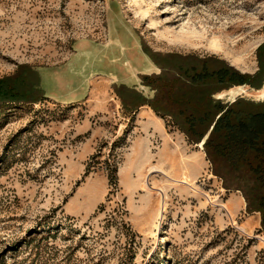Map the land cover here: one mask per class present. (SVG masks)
Here are the masks:
<instances>
[{"label": "rangeland", "instance_id": "obj_1", "mask_svg": "<svg viewBox=\"0 0 264 264\" xmlns=\"http://www.w3.org/2000/svg\"><path fill=\"white\" fill-rule=\"evenodd\" d=\"M122 24L148 61L128 34L90 48ZM206 57L257 73L264 0H0V264H264L260 213L163 98L178 93L183 61ZM66 67L85 98H45L40 71ZM140 71L136 85L120 83ZM213 98L264 103V80ZM181 154L200 164L188 177L198 193L170 180Z\"/></svg>", "mask_w": 264, "mask_h": 264}, {"label": "trees", "instance_id": "obj_2", "mask_svg": "<svg viewBox=\"0 0 264 264\" xmlns=\"http://www.w3.org/2000/svg\"><path fill=\"white\" fill-rule=\"evenodd\" d=\"M178 71L171 86L178 93L163 97L177 110V126L191 142L203 143L213 172L226 187L243 192L247 210L260 213L264 229V103L243 98L224 103L213 98L234 86L259 88L264 63L250 75L219 59L193 58L183 61ZM2 88L4 85H0V94H8Z\"/></svg>", "mask_w": 264, "mask_h": 264}, {"label": "crops", "instance_id": "obj_3", "mask_svg": "<svg viewBox=\"0 0 264 264\" xmlns=\"http://www.w3.org/2000/svg\"><path fill=\"white\" fill-rule=\"evenodd\" d=\"M120 28L121 30L118 31L117 33H116V30L113 32L112 37H110V40L106 45H99L96 48L91 46L90 48L102 51V49L104 50L108 46L113 45V43L117 44L118 46L119 40L122 34H128L127 38L128 39L131 38L132 42H135V44L137 43L139 46V49L141 50L140 38L137 36V34H135L133 28L130 26H124L123 24L120 25ZM134 35L137 37V40H135ZM103 61L111 62V60L107 61L105 60V58H102V60L98 58L96 62H103ZM115 67L117 66H114L113 69ZM99 72L101 73V75L109 76L116 82H118L119 77H120L118 73L116 72H113L111 74H105V73H102L101 71ZM75 74L76 73L68 69V67L61 68V69L41 70L39 73L40 75L39 87L41 91L43 92L44 97L47 99L55 100V101H61L63 103H71V102L83 100L86 96V89L84 86L83 76L80 75L79 83L74 86L72 85L71 80L73 76H76ZM140 74H143V72L140 71V72H135V74L133 75H130V76L128 75L125 78H123L120 83L125 84V85L126 84L136 85V82L138 80V75ZM67 79H69V82L65 83V80L67 81Z\"/></svg>", "mask_w": 264, "mask_h": 264}, {"label": "bare ground", "instance_id": "obj_4", "mask_svg": "<svg viewBox=\"0 0 264 264\" xmlns=\"http://www.w3.org/2000/svg\"><path fill=\"white\" fill-rule=\"evenodd\" d=\"M137 52H139V53H141L140 54V56L142 57V59L143 58H145L146 59V57L143 55V53L141 52V50L140 49H138V51ZM124 54V53H123ZM137 56H139V54L137 53ZM123 57V56H122ZM126 57H127V55H126ZM125 57V58H126ZM118 59V58H117ZM124 59V58H123ZM127 60V59H126ZM147 60V59H146ZM137 61L139 62V61H141L139 58L137 59ZM148 61V60H147ZM122 62V61H121ZM145 63V62H144ZM141 64H143V63H141ZM140 64V65H141ZM145 66V65H144ZM121 68H123L122 66H121ZM131 68V67H130ZM145 68V67H144ZM127 69V68H126ZM128 70V69H127ZM134 71V70H133ZM138 71V70H137ZM128 76V75H127ZM64 86H66V85H64ZM74 91V90H73ZM150 119H152L153 120V118H150ZM157 119V118H156ZM154 121V120H153ZM153 121L151 122V123H153ZM150 122V121H149ZM178 141V140H177ZM175 143V142H174ZM178 143V142H177ZM173 144V143H172ZM199 147H201V145H199ZM202 150V149H201ZM181 152V151H180ZM179 153V152H178ZM182 153V152H181ZM183 154V153H182ZM180 155V157H177L176 158V164L174 165V167L176 168V173H178V176H181V177H179L180 179H170L172 182H175V183H177V184H181V185H186V186H188L189 187V189L192 191V192H194V193H198L197 192V190H196V187L194 186V184L193 183H189V179H188V177L190 176V174L191 173H193L194 171H196L197 170V168H199L200 166V164L198 163V161L194 158V157H192V156H183V155ZM203 158V157H202ZM201 159V158H200ZM160 160V159H159ZM158 160V161H159ZM160 162H161V160H160ZM200 162V161H199ZM159 163V162H158ZM201 164H203L202 162H201ZM206 164V163H205ZM204 165V164H203ZM156 166V165H155ZM155 166L154 167H152V170L150 171V173H160V171H158V170H156V168H155ZM157 166H161L162 167V165H157ZM173 167V168H174ZM162 168H164V167H162ZM172 168V167H171ZM164 175V174H163ZM165 176V175H164ZM166 177V176H165ZM171 177V176H170ZM175 177V176H174ZM176 177H177V175H176ZM167 178V177H166ZM178 178V177H177ZM145 186V185H144ZM162 192V191H161ZM165 195V194H164ZM155 202V201H154ZM156 203V204H155ZM154 204L156 205V208H157V211H158V213H157V218H156V221H157V224H155L154 225V228L155 229H157V228H159V225H158V221H160L161 219H162V214L165 212V196H163V197H160L158 200H156V202H155ZM216 206H220V207H223V205L222 204H216Z\"/></svg>", "mask_w": 264, "mask_h": 264}]
</instances>
